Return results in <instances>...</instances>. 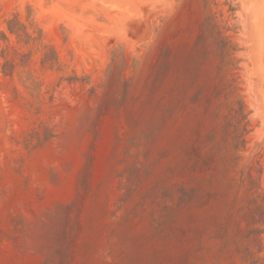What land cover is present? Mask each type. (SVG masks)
<instances>
[{"label":"rangeland","instance_id":"obj_1","mask_svg":"<svg viewBox=\"0 0 264 264\" xmlns=\"http://www.w3.org/2000/svg\"><path fill=\"white\" fill-rule=\"evenodd\" d=\"M263 126L244 0H0V264H264Z\"/></svg>","mask_w":264,"mask_h":264},{"label":"water","instance_id":"obj_2","mask_svg":"<svg viewBox=\"0 0 264 264\" xmlns=\"http://www.w3.org/2000/svg\"><path fill=\"white\" fill-rule=\"evenodd\" d=\"M244 3L254 88L264 120V0H244ZM263 144L264 126L259 138L246 152V157H250Z\"/></svg>","mask_w":264,"mask_h":264},{"label":"trees","instance_id":"obj_3","mask_svg":"<svg viewBox=\"0 0 264 264\" xmlns=\"http://www.w3.org/2000/svg\"><path fill=\"white\" fill-rule=\"evenodd\" d=\"M9 28H10V30H11L12 32L17 33L18 35H21V34L23 33V29H21V27H19V29H18V28L15 29V27H11V26L9 25ZM28 36H29V34H28Z\"/></svg>","mask_w":264,"mask_h":264}]
</instances>
